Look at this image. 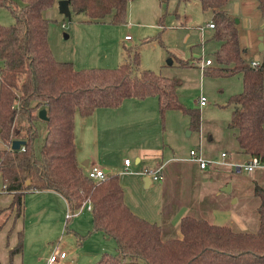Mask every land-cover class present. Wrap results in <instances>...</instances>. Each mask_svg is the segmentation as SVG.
<instances>
[{
  "label": "trees",
  "instance_id": "obj_1",
  "mask_svg": "<svg viewBox=\"0 0 264 264\" xmlns=\"http://www.w3.org/2000/svg\"><path fill=\"white\" fill-rule=\"evenodd\" d=\"M22 1L18 6L0 0V6L9 7L15 17L10 25L0 23V136L7 143L0 149V178L13 195L0 212H14L15 219L23 216L30 189L54 190L71 208L90 201L93 229L117 242V252H103L95 264H264L263 186L255 185L260 198L256 231L187 214L180 219V236L175 237L170 235L175 228L166 233L162 224L129 207L120 174H107L99 181L87 175L76 154L77 112L88 116L100 107H118L129 97L156 96L162 124L168 110L180 109L191 117L192 128L200 129V109L178 100L177 79L141 68L138 47H125L126 59L116 67L78 69L72 61L57 59L49 45L50 19L45 15L57 0ZM130 1L69 0V5L72 12L84 14L82 21L122 24L128 21ZM199 1L203 9L214 10V37L221 41L204 74H241L242 90L228 99L234 105L228 124L235 130L238 153L245 159L254 155L264 159V49L260 63L252 65L243 55L239 26L225 9L229 0ZM258 3L264 15V0ZM262 35L264 41V31ZM42 108L48 119L37 155L35 120ZM14 139L25 143L13 149ZM18 234L17 244L9 249L11 261L23 251V230Z\"/></svg>",
  "mask_w": 264,
  "mask_h": 264
},
{
  "label": "rangeland",
  "instance_id": "obj_2",
  "mask_svg": "<svg viewBox=\"0 0 264 264\" xmlns=\"http://www.w3.org/2000/svg\"><path fill=\"white\" fill-rule=\"evenodd\" d=\"M12 1L18 6L23 4L22 0ZM58 1L45 11L46 17L50 19L49 45L57 59H60L59 53L63 52L76 58L85 55H91L94 59L100 57L101 61L106 62L113 49L118 56L122 51L126 56L124 47L139 46L142 68L153 69L177 79L178 100L187 107L200 109V130L192 128L191 117L180 109L168 110L163 124L158 115L161 132L164 127L163 159L171 156L174 161L162 170L163 179L158 181L151 178L152 185L149 188H144V175L140 172L144 168L155 170L158 167L157 157L155 153L149 152L150 148L140 151L145 156L141 163L136 162L138 148L125 147L112 153V171L119 173L122 178L129 207L135 209L137 206L141 209L138 211L149 214L147 218L138 213L150 221L161 223L166 233L175 223V234L174 229L170 234L175 237L181 234L178 226L183 215L205 217L218 224L230 223V217L237 211L235 208L240 207L235 202L234 194L239 191L236 183L239 178L248 175L246 170L236 172L232 168L230 171L227 165H210L205 168L207 170H201L196 162L188 161L190 150L199 147L203 155L212 160L221 161L224 150L229 152V156L239 157L235 152L238 148L235 130L228 124L234 105L228 99L242 90V76H211L204 74L200 67L203 58H211L214 62V53L221 44L214 37V29L207 27L203 38L200 33V27L213 22L214 10L203 9L199 0H131L127 23H80L84 14L71 12L69 18L60 12ZM225 9L231 18L235 21L238 19L240 41L246 48L243 55L250 62L260 54L259 36L264 31V15L258 0H229ZM106 18L109 19L110 15ZM14 21L11 9L0 6V23L10 25ZM127 35L130 40H125ZM118 63L86 68L116 67ZM201 96L207 99L204 106L199 104ZM35 125L37 136L34 147L37 155H40L47 123L37 118ZM210 134L213 136L211 140ZM5 147L7 143L0 136V149ZM126 158L132 163L128 167L125 166ZM244 159V156L239 157V160ZM227 160L238 161L229 157ZM227 183L232 184V188L229 191L222 190ZM241 183L244 185L245 181ZM1 185L0 179V193H3ZM50 194L47 193L40 200L46 203L43 211L42 206L34 203L30 197L26 199L20 264H42L43 257L56 244L68 254L61 264H95L103 252H117L115 239L93 229L91 210L85 208L67 220L68 207H64V200L54 193L58 198L55 201V197ZM234 205L235 208L232 207ZM0 214L8 218L11 213L1 210ZM16 225L17 221L8 229L7 238L10 240ZM3 264L10 262L5 261Z\"/></svg>",
  "mask_w": 264,
  "mask_h": 264
},
{
  "label": "crops",
  "instance_id": "obj_3",
  "mask_svg": "<svg viewBox=\"0 0 264 264\" xmlns=\"http://www.w3.org/2000/svg\"><path fill=\"white\" fill-rule=\"evenodd\" d=\"M82 19L83 18L79 20L80 23L85 22L82 21ZM124 38L125 40H130V38H126V36ZM110 54L111 56L106 62L101 61L100 57L94 59L91 57V55H85L84 57L76 58L74 56L64 55L63 52L59 53L58 57L60 58L59 60L72 61L76 68H86L94 65L96 66L114 65L117 64L118 62H119L118 65H120L126 59V56H124L123 51L122 54H120V56H118L116 50L114 49L113 51H111ZM258 55L260 57L259 53ZM140 67L141 68L143 67L141 63H140ZM158 115L160 116L158 99L156 96H148L145 98L129 97L126 98L122 102V104L118 107H114V108L100 107L97 108L92 114L88 116H83L79 114V112H77L75 114V141L77 146L76 154L79 163L84 167L85 171L91 163H96L101 165L105 169L107 174H111V173H115V171H112L114 165H112L113 162H111L112 161L111 155L114 151L124 149L125 147H131L134 149L138 148L140 153V151L142 152L143 148H150L149 152L155 153L154 155L157 157L158 160L157 166L162 165V170H163L164 167L166 165H169V163L174 161V159L171 156H168L166 160L163 159L165 157L164 148H163L164 127H162V132H161V124H160L161 122L159 121ZM209 139L210 140L213 139V136L211 134L209 135ZM224 151L227 152L228 154L227 157L229 158H236V160L242 162L247 160V158L244 160H239V157L241 156L243 157V154H240L237 151L235 152L239 157L229 156V152L227 150ZM139 153L137 154V158H136L137 163H141L142 161L145 160V156L142 153L140 154ZM125 166L128 167L126 164ZM227 166L229 167L230 171L235 169L232 166L229 165ZM162 170H161V174H162ZM235 171L240 172L236 169ZM246 173H248V175L244 176V178H239V182L236 183L237 185L236 187H238L239 191L237 192L236 195L234 194V196L236 197L235 202L237 203V205H240V207L235 208V205L232 206L233 208L237 209V211H235L237 214L233 212L232 216L229 219L230 223H228L227 225L234 226L241 230L256 231L259 225L258 207L260 204V198L258 195L255 194V185L258 184L264 187V166L256 167L254 170L250 172L246 171ZM161 179H163V175L161 178H157L155 180L160 181ZM242 181H245L244 185L243 183H241ZM151 185H152V181L150 186ZM1 190L3 191V193H0V195L2 194L0 196V200H2L3 203H1L0 209H3L10 205L13 195L12 193L7 192L4 189L3 181L1 185ZM47 193H51L50 195H52V197H55L56 199L55 201H58V198H56L55 195L56 194L60 195V197L64 200V207L65 205L68 207V203L64 199V197L54 190L30 189L25 193V197H24L25 208H26V199L30 197V199L34 203L42 206V211H43L44 207L46 206L45 205L46 203L44 202V200L41 202L40 200L44 199ZM125 199L126 202H128V197L126 193H125ZM130 208L135 213L145 215L147 218H149L148 216L149 214L141 213V211H138L141 210L139 207L135 206L134 207L135 209H133L132 207ZM10 213L11 214L8 218H5V214L4 216L0 214V219H1L0 222L3 223V225H5V227L2 226V228L0 229V261L1 264H3V262L5 261L10 262V264H20L19 261L22 257L23 251L21 253H17L14 256L13 260L11 261L9 257V249L14 247L18 242V237H19L18 233L20 230H23L22 227H23V222H24L23 220L25 213L23 214V216H20L16 219L14 216V212H10ZM16 221H17V225L13 233V236L10 240L7 238V232L8 229L12 227L13 222ZM176 227L177 226H175V223H173V228ZM95 231H100V230H95ZM46 257L47 255L43 257L42 264H44Z\"/></svg>",
  "mask_w": 264,
  "mask_h": 264
},
{
  "label": "built area",
  "instance_id": "obj_4",
  "mask_svg": "<svg viewBox=\"0 0 264 264\" xmlns=\"http://www.w3.org/2000/svg\"><path fill=\"white\" fill-rule=\"evenodd\" d=\"M207 27L214 28L215 25L213 22H209L205 27H200V33H201L202 38L204 35V31ZM126 38H130V36L127 35ZM212 63H213V60L211 58H206V59L203 58L201 63H200L201 64V66H200L201 70L204 72L205 67L211 65ZM250 63L254 66L258 65L260 63V57L256 56V57L252 58L250 60ZM206 103H207L206 97H204V96L199 97L200 106H204V105H206ZM201 137H202V134H200V138ZM227 155L228 154L226 151H222V153H221L222 160L221 161L220 160H212V159L205 157L203 155L201 148L199 147V148H193L190 150V158H188V160L196 162L201 169H205L210 165H229L238 171H241L244 169L247 172H250V171L254 170L256 167L264 166V159H262L260 156H257V155L251 156L246 161H243V162L242 161H229V160H227ZM124 161H125V164L127 166H129L131 164L130 159L126 158ZM161 170H162V165H159L157 167V169H155V170L150 169V168H144V170H142L140 173L143 175H149L150 178L157 179V178L162 177ZM85 172L87 173V175L90 178H92L93 180H96V181L102 180V179L106 178V176H107V172L105 171V169L101 165L96 164V163H91ZM86 202L87 203H85V204H83L77 208H71L68 205V210L66 213L67 220L78 215L85 208L87 210H92V208H93L92 203L90 201H86ZM67 256H68L67 252L65 250L61 249L58 244L53 245L51 251L49 252V254L47 255V257L45 259L44 264H61L67 258Z\"/></svg>",
  "mask_w": 264,
  "mask_h": 264
},
{
  "label": "water",
  "instance_id": "obj_5",
  "mask_svg": "<svg viewBox=\"0 0 264 264\" xmlns=\"http://www.w3.org/2000/svg\"><path fill=\"white\" fill-rule=\"evenodd\" d=\"M58 5H59V10H60L61 13H63L64 15H66L68 17L71 16V8H70V5H69V0H59L58 1ZM236 22L238 23V19H236ZM66 36H67V34H66ZM258 48H259V51H263V49H264L263 35L259 36ZM38 116H39V118H41L43 120H47L48 119L47 110L45 108L40 109L39 112H38ZM188 133H190V131ZM24 143H25L24 140L14 139L12 141L11 147L13 149H19ZM83 164H85V163H83ZM151 181H152V179L150 178L149 175H144L143 182H144V187L145 188H148L150 186ZM29 183H30V181L28 180L27 184H29ZM221 189L225 190V191H229L231 189V184L227 183Z\"/></svg>",
  "mask_w": 264,
  "mask_h": 264
}]
</instances>
